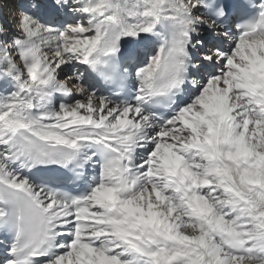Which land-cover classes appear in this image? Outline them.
<instances>
[{"label": "snow or ice", "instance_id": "6c2138e0", "mask_svg": "<svg viewBox=\"0 0 264 264\" xmlns=\"http://www.w3.org/2000/svg\"><path fill=\"white\" fill-rule=\"evenodd\" d=\"M0 264H264V0H0Z\"/></svg>", "mask_w": 264, "mask_h": 264}]
</instances>
